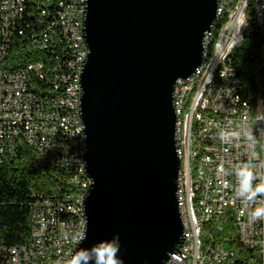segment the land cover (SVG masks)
I'll list each match as a JSON object with an SVG mask.
<instances>
[{
	"label": "built area",
	"instance_id": "1",
	"mask_svg": "<svg viewBox=\"0 0 264 264\" xmlns=\"http://www.w3.org/2000/svg\"><path fill=\"white\" fill-rule=\"evenodd\" d=\"M25 2L0 0V164L18 158L21 148H30L42 167L66 170L74 192L63 200L37 198L29 242L13 247L0 245V264L44 263V259H51V244L60 245V260L65 264L70 244L81 233L88 179L85 152H80L84 127L77 122L81 90H75V80H71V73H78L80 80L87 55L81 30V3L85 0H75L74 8L60 4L55 21L50 22L54 29L55 23H63V30H57L52 42L55 57L51 62H30L24 75L12 76L10 57L14 62L18 52L12 56L8 52L13 35L23 30ZM39 13L43 21L45 13ZM217 14L224 15V24L212 34L213 51L203 53L202 65L191 77L174 85L173 107L188 102L190 111L188 117H182V132H175L181 163L177 194L183 243L167 264H228L234 260L264 264V221L250 220L251 209L236 196L234 174L237 165L248 161L258 170L261 165L264 172V0H256L253 15L263 52L262 95L254 107L242 100L232 63L233 52L244 38L239 37L238 0H220ZM43 26H48L47 22L43 21ZM24 28L31 29L27 23ZM68 33H76V40H68ZM40 39L41 46H32V41L24 43L33 55L48 50L47 34ZM67 50L66 65H59V57H65ZM69 61H77V68H69ZM44 72H51V85H44ZM62 79H69L70 90L61 89ZM230 97H237V104H230ZM64 105H71L73 122L62 120ZM187 119H195V129H186ZM68 126H76L77 141H69ZM198 137H205L201 159L191 162L192 146L198 144ZM63 143H71L76 164H67ZM71 198H80L83 212L72 211ZM196 218H205V226H196ZM229 236L241 239L246 259L231 255ZM207 238H214V245H207Z\"/></svg>",
	"mask_w": 264,
	"mask_h": 264
},
{
	"label": "water",
	"instance_id": "2",
	"mask_svg": "<svg viewBox=\"0 0 264 264\" xmlns=\"http://www.w3.org/2000/svg\"><path fill=\"white\" fill-rule=\"evenodd\" d=\"M220 0H85L80 77L87 239L123 264H167L183 243L173 89L203 62Z\"/></svg>",
	"mask_w": 264,
	"mask_h": 264
},
{
	"label": "trees",
	"instance_id": "3",
	"mask_svg": "<svg viewBox=\"0 0 264 264\" xmlns=\"http://www.w3.org/2000/svg\"><path fill=\"white\" fill-rule=\"evenodd\" d=\"M26 16L23 30L16 31L11 39L9 54L17 53L18 57H10L9 73H26V65L34 61H44L48 65L54 58L53 41L57 30H63L61 23H55V29L50 22L55 21L56 12L60 4L66 3V8L75 4V0H26ZM41 10L43 26L40 21ZM253 0H247L243 16L240 21L242 44L233 52L232 63L236 70V78L240 83L239 94L243 101L255 106L262 95V37L253 21ZM49 18V19H48ZM27 23L31 29H25ZM224 24V16L215 25L219 30ZM47 34L46 51L33 55L25 42L32 41V46H41L43 35ZM21 45V46H20ZM215 45V36L209 42L210 48ZM64 51L66 45L63 43ZM29 49V50H28ZM28 50V51H27ZM68 50L65 57H59V65H66L69 58ZM70 63V61H69ZM51 66L53 63L50 64ZM67 79L60 80L63 89ZM44 85H51V72H44ZM62 113L65 111L62 109ZM68 143H63V150ZM20 155L15 159H8L0 164V245L5 247L19 246L28 243L32 229L33 206L37 198L44 196L51 200H63L68 193L74 192V185L68 183L66 170L58 172L54 166L42 167L36 160L32 149H20ZM239 242L234 239L237 253L246 255L243 248L239 249ZM238 245V246H237ZM239 249V250H238ZM240 264V263H238Z\"/></svg>",
	"mask_w": 264,
	"mask_h": 264
},
{
	"label": "bare ground",
	"instance_id": "4",
	"mask_svg": "<svg viewBox=\"0 0 264 264\" xmlns=\"http://www.w3.org/2000/svg\"><path fill=\"white\" fill-rule=\"evenodd\" d=\"M246 2L247 0H238L239 37H241L240 21L245 10ZM255 4H256V0H253V11ZM74 7L75 4L69 8H74ZM85 8H86V4L81 3V17H84ZM223 16H224L223 14H217L216 20L214 21L210 31L205 34L203 53H210L213 51V47L210 48L209 42L212 37L213 34L212 32L215 28L216 22ZM61 25L63 27V23H61ZM81 30H83V21H81ZM68 40H76V33H68ZM69 68H77V61H70ZM9 75L20 76L24 74L9 73ZM71 80H75V90H81L80 80H78V73H71ZM63 90H70L69 79H67L66 83H64ZM80 99H81V95H78V102H80ZM230 104H237V97H230ZM62 109L65 111V113H62V120H65V122H73V114H71V105H64L62 106ZM174 111L176 115L175 132H182V117L189 116L190 104H188V102H181V104H179V107H174ZM77 122H82L81 115H77ZM186 129H195V119L186 120ZM68 133H69V141H77L76 126H68ZM201 144H205V137H198V144H193L192 153H191V162H200L201 153H202ZM63 151H66L67 164H76V153L74 149H71V143H68ZM80 152H85V141H80ZM89 186H90V181L88 179H85V197L87 195ZM177 200L179 207V194H177ZM71 208L72 211L74 212H83V204H81L80 198H71ZM179 214L181 218V210H179ZM196 226H205V218H196ZM85 232H86V219L85 216H83L81 233H85ZM81 233L76 234L75 237H77ZM234 239H237V241L239 242L238 243L239 246L237 245L239 249L243 248L245 250V247H243L242 245L241 239L236 238V236H229L231 255H234V258L236 259H246V255L243 254L239 255L237 253V250L235 249L236 245L234 244ZM79 244L80 243H78L76 239H73V243L70 244L69 246L68 256L65 257V264H67V261L71 258L73 252L76 250ZM207 245H214V238H207ZM57 261L62 262V260H60V245L51 244V259H44V263H40V264H53V262L57 264ZM238 263L242 264V260L228 261V264H238ZM252 264H259V262H252Z\"/></svg>",
	"mask_w": 264,
	"mask_h": 264
},
{
	"label": "clouds",
	"instance_id": "5",
	"mask_svg": "<svg viewBox=\"0 0 264 264\" xmlns=\"http://www.w3.org/2000/svg\"><path fill=\"white\" fill-rule=\"evenodd\" d=\"M261 166V165H260ZM252 161L242 162L234 169L236 176V196L246 208H250L249 218L252 221H264V172ZM78 243L87 239L86 233L75 237ZM119 236L111 240H101L90 248H79L72 254L67 264H123L119 256ZM57 264H62L57 261Z\"/></svg>",
	"mask_w": 264,
	"mask_h": 264
}]
</instances>
